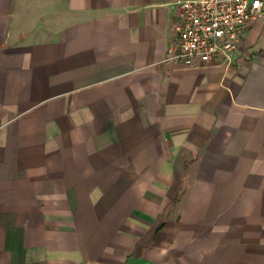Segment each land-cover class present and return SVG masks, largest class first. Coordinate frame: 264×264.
Instances as JSON below:
<instances>
[{"label": "crops", "instance_id": "obj_1", "mask_svg": "<svg viewBox=\"0 0 264 264\" xmlns=\"http://www.w3.org/2000/svg\"><path fill=\"white\" fill-rule=\"evenodd\" d=\"M179 1L0 0V264H264V15L185 67Z\"/></svg>", "mask_w": 264, "mask_h": 264}, {"label": "built area", "instance_id": "obj_2", "mask_svg": "<svg viewBox=\"0 0 264 264\" xmlns=\"http://www.w3.org/2000/svg\"><path fill=\"white\" fill-rule=\"evenodd\" d=\"M262 1H179L169 59L185 67L232 64L249 30L264 15Z\"/></svg>", "mask_w": 264, "mask_h": 264}]
</instances>
